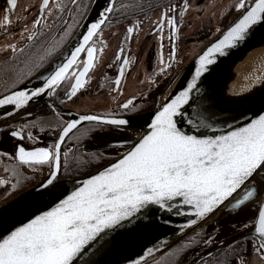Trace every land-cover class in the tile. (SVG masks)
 I'll return each mask as SVG.
<instances>
[{
	"label": "flooded vegetation",
	"instance_id": "flooded-vegetation-1",
	"mask_svg": "<svg viewBox=\"0 0 264 264\" xmlns=\"http://www.w3.org/2000/svg\"><path fill=\"white\" fill-rule=\"evenodd\" d=\"M93 2L49 0L48 7L41 12L43 0H17L12 11H8L7 0H0V21L5 15L10 21L7 26L0 27V95L47 66L67 46ZM238 3L239 0H115L107 22L93 38L96 48L103 51L98 54L95 68L88 73L89 82L85 87L69 99L67 93L74 81H65L50 94L52 105L38 106L29 112L20 109L0 119V179L4 177L7 181L4 186L7 191L0 196V203L35 185L50 172L49 165H19L15 154L21 146L31 151L51 148L56 143L49 139L59 135L69 118V114L59 109L97 115L110 113L115 117L152 110L166 96L170 79L192 54L203 49L244 11H237ZM165 14L176 20L178 31L173 38H170L172 29L166 22L163 32L158 30ZM37 19L41 24L34 27ZM129 27L134 28L130 38ZM32 33L36 35L30 41L28 36ZM161 54L164 63H161ZM79 59L81 62L87 59L86 52ZM124 59H128L129 64L121 77ZM118 78L119 86L115 84ZM129 100L132 105L124 109L122 105ZM13 131H19L24 138L13 137ZM29 133L33 140L28 139ZM138 134V130L123 126L87 124L78 127L61 145V176L74 178L94 172L127 151V147L113 145L114 142L132 139ZM6 168L9 171H5ZM13 168L15 175L11 171ZM263 174L264 168L259 170L255 181L233 197L245 193L253 185L258 189L254 199L238 209H230L229 204L222 207L148 264H253L251 260L264 264V249L258 251L261 242L257 238L249 236L227 244L231 236L254 221L251 220L252 203L262 194L259 179Z\"/></svg>",
	"mask_w": 264,
	"mask_h": 264
},
{
	"label": "snow or ice",
	"instance_id": "snow-or-ice-1",
	"mask_svg": "<svg viewBox=\"0 0 264 264\" xmlns=\"http://www.w3.org/2000/svg\"><path fill=\"white\" fill-rule=\"evenodd\" d=\"M7 3L10 6L8 11H12L17 0H7ZM48 4L49 0H43L41 12ZM57 8L60 9L59 3ZM236 9L245 10L241 18L222 39L199 56L191 81L156 112L150 132L117 162L85 180L81 187L72 191L50 211L37 215L0 239V264H74L77 257L102 233L121 226L125 221L131 222L149 205L170 213L175 210L178 215L195 216L196 219L187 225L191 227L217 210L258 170L264 168V115H259L244 126L214 136L189 135L177 126V117L187 115L186 122L192 128L217 131L199 111L193 109L194 114L188 115L184 109L189 105L193 92L198 90V81L217 63V57L228 55V50L246 40L254 26L264 23V0H239ZM112 10V7L105 9L101 13L102 18L88 27L82 42L71 51L66 62L45 79L43 86L31 92H13L0 99V107L13 105L20 109L35 97L52 94L65 81H74L70 84L68 98L76 96L89 82L88 73L95 68L98 54L103 51L102 48H96L93 38L99 35L101 26L107 20V13ZM184 10H187L186 3ZM165 22L172 29L170 38L175 37L178 31L175 18L165 14L160 21V32H163ZM9 23V16L5 15L0 27ZM40 24L41 20L37 19L33 26ZM133 31V27L127 29L129 38ZM35 35L30 34L28 40L31 41ZM10 47L13 52L16 51L14 45ZM82 52H86L87 59L81 62L79 57ZM174 55L173 51L172 58ZM116 59L119 60L120 56L117 55ZM161 63H164L162 54ZM128 64V59H124L120 68L121 77ZM120 82L118 78L115 84L119 86ZM132 103L129 100L122 107L128 109ZM108 116L111 114L81 115L78 119L65 122L58 141L51 148L40 147L29 151L21 146L15 159L19 165L28 167L51 166L49 178L41 185L47 188L60 172L61 145L83 122L94 121L118 127L129 123L127 119ZM11 135L24 138L19 131H13ZM28 139H34L31 133ZM11 171L16 174L15 168ZM5 183L7 181L0 179V185ZM254 195V189L246 190L231 207L240 208ZM184 206L192 211H181ZM255 232L264 238V207L259 210ZM261 249H264V239L258 251ZM152 251L148 249L147 254L151 255Z\"/></svg>",
	"mask_w": 264,
	"mask_h": 264
},
{
	"label": "water",
	"instance_id": "water-1",
	"mask_svg": "<svg viewBox=\"0 0 264 264\" xmlns=\"http://www.w3.org/2000/svg\"><path fill=\"white\" fill-rule=\"evenodd\" d=\"M252 2H254V0ZM114 4L115 0H94L88 15L67 46L35 76L13 90L0 95V99L16 91L23 90L31 92L32 90L43 86L45 79L51 75L57 67L66 62L71 51L82 42L83 36L87 34L88 27L102 18L101 13H103L105 9L108 7H112L113 9ZM111 12L107 13V20ZM243 12L226 29L214 37L202 50H200L176 72L167 84L166 96L155 108L148 112L130 116L107 117L127 119L129 123L123 127H130L139 131V134L132 139L113 143V145H123L124 147H127V151L121 156L85 176L65 178L62 177L59 172L52 185H49L47 188H42L41 185L49 178L51 169L47 176L41 181L2 202L0 204V239L6 237L18 227L27 224L37 215L50 211L56 206V204L70 195L72 191L81 187L85 180L117 162L118 159L122 158L124 154L130 151L144 135L150 132V124L154 119L156 112H158L163 105L168 103L176 94L186 88L195 73L199 56L202 55L212 44L222 39L228 29L238 22ZM105 23L101 26V29ZM262 42H264V23L254 26L250 30L246 40L236 48L228 50V55L217 57V63L212 65L210 71L198 81V90L193 92L189 105L185 106L184 111L188 115L194 114L193 109L199 111L205 118L206 122L217 129V131L213 132L207 128H201L199 130L192 128L186 122V115L183 118L177 117V126L183 132L197 136L220 135L246 125L252 119L258 118L259 115H264V82L240 94H234L228 90L230 82L237 76V64L241 62L251 49ZM83 53L84 52L80 54V57ZM48 105H52L50 94H44L33 98L26 106L20 109H23V112H29L41 106L45 107ZM20 109H16L13 105L0 107V119ZM59 111L69 114L68 121L78 119L81 115H97L92 113H79L69 109H59ZM87 124L99 123L85 121L80 126ZM60 134L61 132L59 135ZM59 135L56 138L49 140L57 142ZM258 173L259 170L245 183V185L238 189L228 201H225V203L217 210L203 220H198V222L191 227H187V225L191 220L196 219L195 216L178 215L175 210L170 213L160 209L158 206L149 205L147 208L143 209L141 213L137 214L131 222L125 221L121 226L102 233L96 241L88 245L85 251L77 257L74 264H136L137 261H139L140 264H148L182 241L222 207L229 204V208L233 209L231 205L235 203L237 199L242 197L244 193L234 199L233 197L243 190L248 183L255 181ZM250 187V189L255 190V195L250 199L252 200L257 196L258 189L253 185ZM249 201H246L245 204ZM262 207H264V194L252 224L231 236L227 244L249 236L257 238L260 242L264 239L255 232L258 213ZM180 210L184 212L192 211V209L187 206H184ZM148 249L153 250L151 255L147 254Z\"/></svg>",
	"mask_w": 264,
	"mask_h": 264
},
{
	"label": "bare ground",
	"instance_id": "bare-ground-1",
	"mask_svg": "<svg viewBox=\"0 0 264 264\" xmlns=\"http://www.w3.org/2000/svg\"><path fill=\"white\" fill-rule=\"evenodd\" d=\"M237 76L230 82L229 91L240 94L264 82V42L251 49L237 64ZM260 192L264 191V174L259 179Z\"/></svg>",
	"mask_w": 264,
	"mask_h": 264
},
{
	"label": "rangeland",
	"instance_id": "rangeland-1",
	"mask_svg": "<svg viewBox=\"0 0 264 264\" xmlns=\"http://www.w3.org/2000/svg\"><path fill=\"white\" fill-rule=\"evenodd\" d=\"M200 50H202V48L200 49ZM200 50H197V51H195L191 56L192 57H194ZM191 57V58H192ZM191 58H189V59H191ZM132 84H134V83H132ZM8 178L9 179H11V176L8 174ZM2 180H5V178L4 177H2L1 178ZM6 181V180H5ZM4 186H5V184H3V185H0V196H2V193L4 192V194L6 193V191H5V189H4ZM263 194H264V191L262 192V194L258 197V198H256L255 200H253V203H252V205H253V208H254V212H253V214H252V218H251V220H253L254 219V216H255V213H256V211H257V209H258V207H259V204H260V202H261V199H262V196H263ZM2 203V202H1ZM0 203V204H1ZM250 220V221H251ZM250 256V253H248V257ZM157 259V258H156ZM155 260V259H154ZM153 261V260H152ZM252 262H253V264H256V261L255 260H251Z\"/></svg>",
	"mask_w": 264,
	"mask_h": 264
}]
</instances>
